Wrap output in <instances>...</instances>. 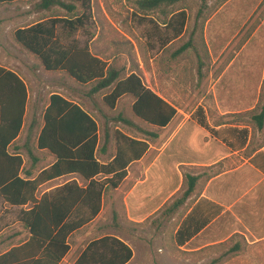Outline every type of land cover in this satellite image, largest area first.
Instances as JSON below:
<instances>
[{
	"label": "trees",
	"instance_id": "16d2710c",
	"mask_svg": "<svg viewBox=\"0 0 264 264\" xmlns=\"http://www.w3.org/2000/svg\"><path fill=\"white\" fill-rule=\"evenodd\" d=\"M28 1L0 0V4ZM71 1L41 0L38 5L40 9L49 10L57 6L67 10L70 15L39 17L27 26L14 30L15 41L38 60L46 73L64 74L81 85H91L90 95L108 90L103 101L112 109L120 100L132 97L130 110L136 119L157 130L165 129L176 117L177 109L149 88L139 73L132 71L122 76L120 68L94 54L86 42L80 46L77 41L64 44L60 40L59 27L65 35L72 36L79 30H84L89 20L91 0ZM186 1L188 0H134L133 15L138 24L153 25L159 39L169 46L186 32L188 13L182 6ZM201 2L193 32L199 18L201 32L207 20L206 16L202 19L207 1ZM165 7L168 8V14L164 20L151 16V11ZM253 16L254 14L238 36L249 27ZM159 28L166 33L160 34L157 30ZM188 41L195 40L191 36ZM244 42L241 41L236 49ZM234 43L235 41L231 42L219 60ZM187 47L189 43L178 53ZM200 66H203V62ZM263 91L264 81L262 94ZM28 102L27 84L17 73L0 64V198L21 209L18 218L28 232L24 241L0 253V264H61L71 250L69 239L72 234L98 217L105 205L107 193L120 188L128 175L129 165L137 163L147 153L150 144L147 139L133 137L118 128L111 134L104 131L102 136L98 122L80 103L61 93L52 92L43 112V125L36 137L35 148L48 152L54 157V161L42 167L34 177L26 169L24 157L16 146L27 118ZM229 115L247 117L249 121L244 125L234 121H216L212 124L201 105L192 111L190 119L207 130L215 140L223 142L231 152L243 150L244 157L264 174V141L250 149L252 133L248 129L252 127L259 132L264 131L262 95L253 109ZM118 118L127 125L133 124L122 115ZM145 133L153 138L157 136L155 132ZM111 138L115 141V150L109 154ZM225 168L223 162H219L202 169L206 174L205 180L218 176ZM206 170L210 172L207 173ZM64 177L68 178L65 183L53 186ZM199 179L200 176L184 174L187 188L183 197H188L193 192ZM44 185L54 188L38 196ZM28 205L27 209H23ZM213 206L215 211L194 228L192 234L223 211L222 206ZM122 210L127 219L123 205ZM132 257L133 250L128 243L120 237L106 234L89 241L73 264H127Z\"/></svg>",
	"mask_w": 264,
	"mask_h": 264
},
{
	"label": "rangeland",
	"instance_id": "374dc122",
	"mask_svg": "<svg viewBox=\"0 0 264 264\" xmlns=\"http://www.w3.org/2000/svg\"><path fill=\"white\" fill-rule=\"evenodd\" d=\"M64 1L67 3L72 2L71 0ZM206 1L202 19L206 16L208 20L229 0ZM40 2L41 0H29L22 3L0 4V63L21 73L30 90L26 125L19 142L25 141L26 137H28L29 146L35 149L34 143L43 125V112L48 102V97L50 93L58 92L80 103L91 113L99 124L102 136L104 131H108L111 134L115 128H118L127 134L129 132L132 133L137 138L147 139L155 146H161L162 143L158 142L156 138L141 132L137 133L129 125L119 120V115H122L131 122L134 121L141 131L150 130L155 133L163 131L139 121L132 115L130 110L132 97L120 100L115 105V108L112 109L103 101V97L108 90L90 95L89 89L91 85H81L64 74L46 73L38 60L15 41L13 31L19 27L27 26L39 17L70 15L67 10L57 6L49 10L40 9L38 7ZM245 2L249 7V14H254L253 20H251V24L248 28H245L241 36H238L242 30L240 29L241 25H238L237 21L232 24V34L225 41L230 40L238 30L240 31L233 38V41H235L233 46L213 66V73L214 68L220 65L221 62L226 61L241 41H247L255 33L245 51V55L252 62L251 78L247 79L246 93H244L242 88H238V93L217 95V99L221 101V104L227 107L221 112L209 106L216 100V95L210 91L208 92L211 85V78L208 75L210 64H206L207 67L205 69L202 67L200 72H194L193 70H188L192 56H194L192 53H185L181 59L171 57L174 49L186 43L191 36H193L195 41H205L204 29L202 32L200 30L201 18L196 22V30L193 32L196 21L195 16L202 5L201 0H188L182 3L188 13L187 29L184 36L175 40L171 46H168V43L166 45L163 44V41L155 33L156 29L153 25L149 23L140 25L136 22L133 15L134 0H91L90 16L85 29L79 30L72 36H67L59 27L58 35L64 44L77 41L82 46L86 42L94 54L107 59L109 62H113L116 67L120 68L122 76H126L132 71L139 73L146 85L167 101L169 98L177 101L176 103L188 105L184 109L185 113L192 112L199 103H203L207 107L205 110L210 123L234 121L244 125L248 123L249 118H241L229 114L251 110L259 102L261 95L262 99H264V91L263 94L261 92L264 81V0H242V3ZM77 9L81 11L79 6H77ZM228 12L229 7H226L222 15ZM150 14L152 17L162 21L168 14V8L157 9L151 11ZM157 30L163 35L166 33L162 28ZM246 35L247 38H245ZM199 57L203 61V65L208 59L210 60L206 50L205 52L200 51ZM173 60L177 61V66L184 67V69L177 70L173 68ZM196 74L199 75L198 78H196ZM195 87H200L199 92L195 91ZM32 119L33 123L30 127V133H28V126ZM248 129L252 133L250 149L263 143L264 131L259 132L252 127ZM25 150L23 151L25 158L30 162L31 159ZM114 150L115 141L111 138L109 141V154H112ZM33 155L39 159L35 163L38 169L53 162V157L47 152L34 151ZM240 156H245V152ZM238 160V157L235 158L236 163H238ZM161 161H164L165 167H161V165L153 167L149 174V181L141 187L152 192V194L159 188H164V190L154 202L144 208L143 212L149 211L160 201L162 195L168 191V150L163 154ZM159 176H161L160 179ZM65 181L66 178L55 182V184H62ZM79 181L82 183V180ZM47 187L44 186L42 190ZM123 192L124 189L122 187L118 191L107 193L105 205L98 217L83 229L72 234L69 239L71 250L62 264H73L89 241L106 234L125 238L128 244L138 253L148 251V249L156 250L158 256H154L151 259L146 257L144 253L137 255V263L135 264H182L179 261V255L175 253L170 255L168 253V248H171L168 246V231L159 230L161 236H155L157 234L156 229H154L157 225L156 222L153 224V228L150 227L154 216L142 224H134L126 219L122 210ZM3 204L0 201V253L13 245H18L27 237V230L18 219L20 208L8 207L7 211H5ZM115 216H117V219H114ZM153 221L156 220L154 219ZM219 260L214 264H264V253H251L250 249L246 252L245 248L241 252L229 255L222 253ZM133 263L131 262L130 264Z\"/></svg>",
	"mask_w": 264,
	"mask_h": 264
},
{
	"label": "crops",
	"instance_id": "0c3cea01",
	"mask_svg": "<svg viewBox=\"0 0 264 264\" xmlns=\"http://www.w3.org/2000/svg\"><path fill=\"white\" fill-rule=\"evenodd\" d=\"M226 7H229V12L222 15ZM251 15L252 13L249 14V7L246 2L229 0L206 20L204 25L205 41H186V43H189V47L178 53L186 45V43H183L171 53V57L175 59H181L185 53H192L194 56H192L188 70L194 72H200L202 67L205 69L206 64H210L208 75L211 78V85L208 92L210 91L216 95V100L209 106L216 108L219 112L227 107L221 104V101L217 99V95L235 94L238 93V88H242L244 93L247 92V79L251 78L252 62L245 55V51L255 33L239 49L233 50L231 59L228 58L216 66L214 73L213 66L220 61V56L240 31L238 30L230 40L225 41L232 34V24L237 21L238 25H241L240 29H242ZM205 50L208 52L210 60L208 59L205 65L200 66V63L203 62L199 60L200 51L205 52ZM172 63L173 68L177 70L184 69V67L176 65V60H173ZM3 66L17 73L27 84L21 73L8 66ZM195 76L198 78L199 75L196 74ZM199 90L200 87H195L196 92H199ZM168 102L177 109V114L162 132L156 133V139L162 143L161 146H155L149 142L150 147L147 153L137 163L129 165L128 175L118 189L120 190L122 187L124 189L122 205L125 208L128 221L139 224L154 216L156 221H153V219L150 227L156 222L157 225L154 229H156L157 234L155 236H161L159 230L168 231V246L171 247L168 248V253L179 255V261L182 264H214L220 261V254L238 253L245 248L246 252L250 249L251 253H264V174L255 168L249 162V159L240 156L243 150L231 152L223 142L215 140L207 130L191 120L190 115L192 112H184L188 105L176 103L177 101L169 98ZM29 103L30 90L27 114ZM200 105L207 109L205 104L199 103L197 106ZM32 123L33 119L28 126V133H30ZM132 123L129 126L133 131L147 135L145 131H141L137 127L134 121ZM25 125L26 120L24 128ZM128 134L135 137L130 132ZM20 139L16 142V146L19 147L18 151L24 157L26 169L31 171L32 176L35 177L42 167L38 169L35 163L39 159L34 157L33 154L34 151L38 152L40 150L29 146L28 137L23 142H19ZM24 150L31 159L30 162L25 158ZM167 150L168 191L149 211L143 212L144 208L154 202L164 190V188H159L152 194V192L141 186L149 181V174L153 167L160 165L165 167L164 161H161V159ZM237 157L239 158L238 163L235 162ZM219 162H223L226 167L225 170L218 176L205 180L206 174L202 169ZM206 172L209 173L210 171L206 170ZM184 174L200 176L193 192L188 197H183V193L187 188L184 183ZM64 178H66V181L68 180L67 177ZM160 178L161 176H159ZM62 184L54 183L53 186L56 187ZM44 186L48 187L42 190ZM44 186L41 187L38 196L44 191L54 188L49 187V185ZM0 201L4 203L3 208L5 211L8 207H15L9 205L2 198H0ZM213 204L222 206L223 211L210 218L207 224L197 233L192 234L194 228L215 211ZM29 206L23 209H27ZM120 238L128 243L125 238ZM132 250L133 257L127 264L137 263V255L142 253L150 259L158 256L154 249H148V251H142L141 253L136 252L134 248Z\"/></svg>",
	"mask_w": 264,
	"mask_h": 264
}]
</instances>
